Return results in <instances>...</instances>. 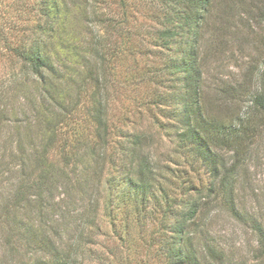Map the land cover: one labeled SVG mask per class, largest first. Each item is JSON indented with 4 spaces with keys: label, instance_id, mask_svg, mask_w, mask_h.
I'll list each match as a JSON object with an SVG mask.
<instances>
[{
    "label": "trees",
    "instance_id": "obj_1",
    "mask_svg": "<svg viewBox=\"0 0 264 264\" xmlns=\"http://www.w3.org/2000/svg\"><path fill=\"white\" fill-rule=\"evenodd\" d=\"M132 2L133 0H15L12 4L17 5L14 9L19 12L16 19L0 23V43L4 51L0 56L8 60L12 71L9 74L10 84L5 89H2L3 86L0 89V144L3 131L7 129L5 120H11L14 116L11 117L4 110L9 92L13 91L14 101L11 106L17 103V96L24 95V100H27L30 107L29 101L35 100L31 96L27 97L30 90L26 84L31 79L34 89L43 98L41 103L32 105L33 114H25L22 120H13L12 133L8 132L5 140L10 143L12 138L19 141L26 138V142H31V146L28 142L27 146L32 151L33 161L38 163L36 169L32 170L31 177L35 179L30 185L26 184L24 177L13 184L14 214L8 209L0 211V216L2 212L9 217L13 228L22 229L28 243L40 255V258L34 259L35 262L21 264H71L70 260L77 256V248L71 243L66 252L59 250L53 243L58 226L46 223L43 217L45 213L48 214L50 202L52 209L69 213V210L54 200L55 194L49 189L55 186V180H58L57 188L64 184L63 190L68 197L74 196V189H77L80 193L77 199L80 201L81 213L86 203L84 217L97 216L99 200L88 198L86 189L89 182L99 177L98 172L102 175L106 170V159L112 165V169H109V184H114L117 191L126 193L127 200H138L140 206H136L137 211L145 213L144 203L157 176L153 164L137 149L140 132L120 131V135L116 134L112 140L109 117L104 107L108 91L114 86L113 70L116 63L120 66L127 53L131 52L128 36L132 35L127 30L134 18L131 15L134 11ZM164 2L165 8H171V13L167 10L157 11L162 17L157 20L160 26L148 33L154 37V43L160 50L168 52L174 45H179L180 50L178 54H167L164 57L165 68H152L153 63L151 68L144 67L143 73H149L148 81H159L172 89V94L166 93L164 97L159 94L154 99H149V102L159 105L157 110L161 112L168 109L165 112L168 111L172 120L178 116L177 120L182 126L172 127L180 143L190 147V154L194 153L198 160H202L212 176H221L219 191L226 192L228 185L232 186L231 177L235 178L241 169V147L245 140L254 137L260 130L257 124L253 126L254 120L258 119L264 124V66L254 87L250 74H245L239 81H222L221 86L216 89L215 107L228 112L225 117L212 115L206 101H200L199 98L202 81L198 49L200 29L214 2ZM115 35L121 37L122 41L113 40ZM140 56L143 57L141 60L135 58L132 61L135 66L144 60V63L149 61L146 59L150 57L147 54ZM171 67L174 68L173 71H167ZM169 74L171 76L167 78ZM90 88L94 89V93L90 94L89 101L87 91ZM79 96H85L87 104L79 101ZM243 103H246L245 110L242 108ZM78 111L80 113L76 118L72 113ZM13 112L11 111L12 114ZM85 128H90V132L85 133ZM37 131H40L41 136L35 144L33 136ZM2 146L0 145V151ZM220 150L234 152L235 160L228 167H225L221 159ZM5 151L6 149L3 150ZM167 171L173 176V169ZM22 173L21 171L20 175ZM69 180H73L72 184L68 183ZM31 188H34V194L31 193ZM215 190L217 187L210 188L207 196ZM34 196H37L36 199ZM229 202L230 200L227 201ZM186 203L184 210L168 205L165 216H162L163 222L170 217L174 218L172 223H165L170 225L165 249L172 255L174 264H200L186 242L189 227L196 225L199 204L196 199ZM35 208L39 211L38 215H42L37 224L31 220V212ZM20 213L25 215L23 219ZM93 222L89 218H86L85 223L83 220L80 223L82 232L83 228L87 229L88 235L93 236ZM256 229L261 235L258 240L261 244L260 254L264 255V228L258 224ZM81 241L83 240L78 244ZM46 252H52L56 260L48 262V258L42 256ZM213 258L222 259L215 254ZM5 264L17 263L7 260Z\"/></svg>",
    "mask_w": 264,
    "mask_h": 264
},
{
    "label": "rangeland",
    "instance_id": "obj_2",
    "mask_svg": "<svg viewBox=\"0 0 264 264\" xmlns=\"http://www.w3.org/2000/svg\"><path fill=\"white\" fill-rule=\"evenodd\" d=\"M13 1L15 0H0V23L16 19L19 12L14 9L17 5H13ZM164 1L133 0L131 7L134 11L131 15L135 19H131L127 30L132 35L128 36L131 52L127 53L120 66L116 63L113 70L114 86L108 91L104 105L109 117L112 140L116 134L120 135V131L140 132V144L137 149L153 164L157 176L144 203L145 213L137 211L136 206H140L138 200H127L126 193L117 191L114 184H109L111 178L109 169H112V165L107 163L106 159L104 162L106 170L104 169L102 175L98 172L99 177L89 182L86 189L88 198L99 200L97 216L84 217L83 209L86 203L81 213L80 201L77 199L80 194L78 190L74 189L76 194L68 197L63 190L64 184L57 188L58 180H55V186L49 190L55 194L54 200L69 210V213L52 209L50 202L48 214L45 213L43 217L46 223L58 226L57 235H53V243L59 250L66 252L71 243L77 248V256L70 260L71 264H174L172 255L165 249V240L168 239L170 230L169 223H172L174 218L170 217L163 222L162 216H165L168 205L184 210L188 200L196 199L199 204L196 225L189 227L186 242L188 249L200 264H264V255L260 254L261 244L258 242L261 235L256 229L258 224L264 228L263 121L254 120L253 126L257 124L260 130L254 137L243 141L244 145L240 149L243 150V154L239 155L241 169L235 178L231 177L232 186L228 185V191L224 192L219 191L218 187L221 176H212L202 160H198L194 153L190 154V147L182 146L180 143L172 127L182 126L177 120L178 116L175 119L172 117V120L167 114L168 109L161 112L157 110L159 105L149 102L159 94L162 97L166 93L172 94V89L159 81H154L155 83L148 81L149 73L148 75L143 73L144 67L151 68L153 63L152 68H165L164 57L167 54H178L180 50L179 45H174L168 52L164 49L161 51L154 43V37L148 33L160 26L157 20L162 17L157 11L167 10L171 13L170 7L165 8ZM213 2V7L199 34L198 61L201 65L199 70L202 81L199 98L200 101H206L212 115L225 117L228 110L222 108L218 110L215 107V93L221 82L239 81L246 76L245 74H250L254 87L263 69L264 0H213ZM121 39L117 35L113 38L117 42L122 41ZM0 54H4L1 43ZM140 54L150 56L146 58L149 61L144 63V60L135 66L132 61L135 58L141 60L143 57ZM173 69L171 67L167 71ZM11 72L8 60L0 56V89L2 86V89H5L10 84ZM170 76L171 74L167 75V78ZM27 83L30 90L27 97L31 96L35 100L29 101L30 107L27 100H24V95L17 96V103L11 106L14 101L13 91L9 92V99L4 105V110H7L11 117L14 116L10 117L11 120H5L7 129L3 131L0 144L3 145L0 151V211L5 212L8 209L12 214H14L13 184L24 177L26 184L30 185L35 179L31 177L32 170H35L38 164L33 161L32 151L27 146V142L30 146L31 142L28 140L26 142V138L20 141L12 138L10 143L5 142L8 132L12 133L13 120H22L25 114H33L32 105L42 102L43 98L34 89L32 80H27ZM92 93L94 89L90 88L87 91V100L90 101L89 96ZM85 96H79V101L87 104ZM176 108L179 109V106ZM242 108L246 109V103L242 104ZM11 111H14L13 114ZM79 113L78 111L72 115L77 118ZM84 130L85 133L90 132V128ZM40 136V131L33 136L35 144L39 142ZM219 152L225 167H228L234 159L233 150ZM53 155L54 153L50 156ZM167 169L171 171L173 169V176ZM21 171L23 173L20 175ZM72 182L73 180L68 181L70 184ZM215 187L217 190L207 196L210 188ZM30 191L32 194L35 193L34 188ZM38 212L36 208L31 212V220H34L35 224L42 216H39ZM1 214L0 264H5L7 260L16 261L17 264L35 262L34 259L40 258L38 257L40 255H37L32 248L33 245L28 243L26 234L22 229L13 228L9 217L4 216L2 212ZM20 216L22 219L25 217L22 213ZM86 218L94 220L93 236L88 235L87 229L83 228L82 232L80 223L83 220L85 223ZM166 222L169 223L165 224ZM81 239L83 241L78 244ZM52 254L46 252L42 256L48 258L47 261L50 262L56 260ZM214 254L220 255L222 259L213 258Z\"/></svg>",
    "mask_w": 264,
    "mask_h": 264
}]
</instances>
